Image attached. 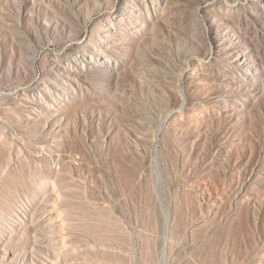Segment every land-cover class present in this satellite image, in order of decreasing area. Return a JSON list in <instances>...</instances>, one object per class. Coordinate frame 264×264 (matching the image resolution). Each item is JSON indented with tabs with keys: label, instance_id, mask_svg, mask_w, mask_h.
Returning <instances> with one entry per match:
<instances>
[{
	"label": "rangeland",
	"instance_id": "obj_1",
	"mask_svg": "<svg viewBox=\"0 0 264 264\" xmlns=\"http://www.w3.org/2000/svg\"><path fill=\"white\" fill-rule=\"evenodd\" d=\"M0 264H264V0H0Z\"/></svg>",
	"mask_w": 264,
	"mask_h": 264
},
{
	"label": "bare ground",
	"instance_id": "obj_2",
	"mask_svg": "<svg viewBox=\"0 0 264 264\" xmlns=\"http://www.w3.org/2000/svg\"><path fill=\"white\" fill-rule=\"evenodd\" d=\"M99 134H101V133H99Z\"/></svg>",
	"mask_w": 264,
	"mask_h": 264
}]
</instances>
